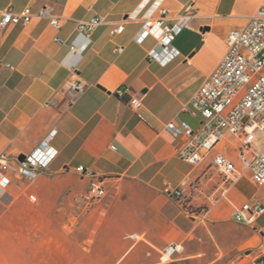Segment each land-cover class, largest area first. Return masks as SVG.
<instances>
[{"label": "crops", "instance_id": "crops-1", "mask_svg": "<svg viewBox=\"0 0 264 264\" xmlns=\"http://www.w3.org/2000/svg\"><path fill=\"white\" fill-rule=\"evenodd\" d=\"M263 1L0 0V20L8 10L52 7L61 24L35 18L0 30V153L27 155L53 131L49 145L57 151L35 180L9 172L10 184L0 186V264H250L264 257V216L255 227L237 222L226 201L190 215L208 205L218 181L208 179L215 155L240 166L237 139L192 165L178 156L186 139L165 130L182 120L199 128L194 95L227 52L229 33L245 27ZM185 15L191 18L172 41L179 56L170 63L150 58L159 44L155 32L135 41L148 17L173 26ZM93 17L102 22L92 44L72 53L77 24ZM120 24L124 31L113 35ZM85 42L76 39L78 47ZM75 79L86 89L67 107L64 87ZM136 95L144 97L142 118L130 106ZM81 165L108 191L90 207L79 202L90 182L76 172ZM196 181L200 191L190 188ZM180 186L186 207L168 193ZM230 195L238 205L264 202V188L249 176Z\"/></svg>", "mask_w": 264, "mask_h": 264}, {"label": "built area", "instance_id": "built-area-1", "mask_svg": "<svg viewBox=\"0 0 264 264\" xmlns=\"http://www.w3.org/2000/svg\"><path fill=\"white\" fill-rule=\"evenodd\" d=\"M142 9L139 12H142ZM163 14L165 15L166 11ZM35 18L50 19L53 27L61 28L60 19L54 14L52 7H43L37 11L26 7L18 13L5 11L0 20V30L10 25H28ZM149 18L136 35L135 41L142 44L155 32L159 44L150 58L166 65L179 56V51L173 47L172 41L188 25L191 15L183 16L173 26L164 25L162 20L154 21ZM101 22L100 17H93L78 23V34L69 44L70 51L82 54L92 44L91 35ZM124 29L125 25L120 24L112 30V34H120ZM78 37L86 40L82 47L77 46ZM56 41L63 43L60 38H56ZM227 45V52L205 78L192 99V114L201 117L199 128L195 129L189 122L182 120L171 121L165 130L175 138L186 139V146L179 150L178 156L192 165L201 163L226 139L230 137L237 139L238 145L235 150L240 166L225 153L215 155L212 163L213 172L209 173L208 179L214 182L217 177L218 181L214 184L213 192L206 197L208 205L198 211H192L190 215H205L210 207L226 201L233 207L235 221L255 227L264 216V202L257 199L238 205L232 200L230 193L246 176H249L255 186L264 188V148L257 149L254 145L255 134L258 131L264 132V1L245 27L229 33ZM123 49L124 47H121L119 50ZM85 89V83L79 79L68 82L63 91L67 107L74 105L84 94ZM128 91V88L119 89L117 94L122 97ZM143 101L144 97L137 95L130 101V106L140 118L142 115L139 111L143 107ZM55 105L54 101L46 103V106ZM54 135L55 131L25 155L24 161L0 153V186L5 188L10 184L11 180L7 175L9 172H18L26 178L35 180L42 171L48 169L57 155V151L49 145ZM76 172L90 179L87 190L79 197V202L84 207H90L107 196V188L96 173L82 165L76 168ZM201 186L202 184L196 181L190 188L193 191H200ZM168 193L181 206L186 207L190 204V199L182 186L168 187ZM30 199L36 201V196L32 194ZM174 251L175 248L169 246L166 253L172 255ZM250 264H264V257Z\"/></svg>", "mask_w": 264, "mask_h": 264}, {"label": "rangeland", "instance_id": "rangeland-1", "mask_svg": "<svg viewBox=\"0 0 264 264\" xmlns=\"http://www.w3.org/2000/svg\"><path fill=\"white\" fill-rule=\"evenodd\" d=\"M254 145L257 149L264 148V132L263 131H258L255 134Z\"/></svg>", "mask_w": 264, "mask_h": 264}, {"label": "water", "instance_id": "water-1", "mask_svg": "<svg viewBox=\"0 0 264 264\" xmlns=\"http://www.w3.org/2000/svg\"><path fill=\"white\" fill-rule=\"evenodd\" d=\"M25 158H26V157H25V155H23V154H22V155H20V156L18 157V159H19L20 161H24V160H25Z\"/></svg>", "mask_w": 264, "mask_h": 264}]
</instances>
